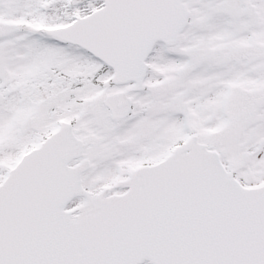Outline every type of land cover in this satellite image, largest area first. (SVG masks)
<instances>
[{"label":"snow or ice","instance_id":"obj_1","mask_svg":"<svg viewBox=\"0 0 264 264\" xmlns=\"http://www.w3.org/2000/svg\"><path fill=\"white\" fill-rule=\"evenodd\" d=\"M0 264H264V0H0Z\"/></svg>","mask_w":264,"mask_h":264}]
</instances>
